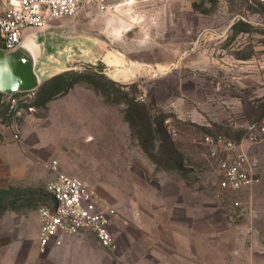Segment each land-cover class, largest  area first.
I'll list each match as a JSON object with an SVG mask.
<instances>
[{
	"label": "rangeland",
	"instance_id": "rangeland-1",
	"mask_svg": "<svg viewBox=\"0 0 264 264\" xmlns=\"http://www.w3.org/2000/svg\"><path fill=\"white\" fill-rule=\"evenodd\" d=\"M110 4L38 30L61 27L50 36L47 76L64 60L77 72L69 79L89 81L46 100L56 84L45 79L34 89L36 112L0 119L20 130L40 164L34 189L0 181V264H228L237 246L264 248V133L252 144L247 129L264 117V0ZM146 117L171 120L170 157L157 135L155 157L143 150ZM206 135L243 142L260 182L221 189ZM54 160L113 207L115 251L90 233L38 251V209L52 201ZM155 207L167 221L158 237L142 232V210Z\"/></svg>",
	"mask_w": 264,
	"mask_h": 264
},
{
	"label": "built area",
	"instance_id": "built-area-1",
	"mask_svg": "<svg viewBox=\"0 0 264 264\" xmlns=\"http://www.w3.org/2000/svg\"><path fill=\"white\" fill-rule=\"evenodd\" d=\"M110 5V0H0V50H15L30 29H44L54 20L76 17L93 8L106 11ZM35 98L34 89L10 93L0 90V119L5 113L22 116L36 112ZM164 124L170 133L175 131L169 118ZM247 129L252 144L259 143L257 133H264V117L250 123ZM16 130L13 137L20 140V130ZM204 143L209 147V158L215 162L213 167L221 189L239 190L260 182L258 159L243 142L206 135ZM48 166L56 174L47 184L51 203L38 209L39 251L46 253L50 247L61 246L66 236L86 232L95 235L108 250L115 251L117 245L111 229L113 207L105 205L81 178L59 170L56 160Z\"/></svg>",
	"mask_w": 264,
	"mask_h": 264
},
{
	"label": "crops",
	"instance_id": "crops-1",
	"mask_svg": "<svg viewBox=\"0 0 264 264\" xmlns=\"http://www.w3.org/2000/svg\"><path fill=\"white\" fill-rule=\"evenodd\" d=\"M54 21L62 22V20H54ZM53 25L55 27H53V29L48 28V30L57 32L56 30L57 28L61 29L60 26L56 24H53ZM38 30L39 29H30L26 32V34L29 32L38 31ZM59 62H60V66H58L56 70H54V72H51L49 74L50 76L48 77L47 76L48 68H47V62H46V57H45L44 61L42 62V69L44 72L45 79H48L51 76L59 72L67 70L68 68L70 69V67H68V65L65 64L64 60H60ZM110 78H112L113 80H116L114 77H110ZM13 135H14L13 132H11L9 128L0 126V181L13 183V184H16L17 186H20L21 188L26 187L28 190L30 187L34 189L36 187L35 186L36 182H38L39 180L38 174L40 171H38L37 169V168H40V164L38 162L39 159H36L34 149L30 148L29 144L27 143V140L24 139L25 136H23L22 133H21L20 140H16L13 137ZM83 181L85 182V180ZM162 202L164 203L163 199H162ZM170 214L171 216H173V214L174 216H177L178 214L177 207L174 211L171 207ZM147 215L149 216V219H147ZM159 216L160 214L158 213L157 207H155L154 210H152L151 208L142 210V232H145L146 234L148 233L149 235H152L154 237H158L160 231L164 230L163 226L165 228V225H163V222L165 223L167 222L165 219L162 222ZM38 219H39V213H38ZM151 221L154 222V225L151 223ZM38 225L39 226L37 230L34 232V234L37 236H38L39 229H40V219H39ZM170 226H172V224ZM175 231H177V229H175ZM215 232H220V231L214 230L212 231V234L210 236L215 234ZM86 233L92 234L91 232H86ZM68 236H76V235H68ZM68 236H66V238ZM57 247H60V246H57ZM52 248H56V247H50L49 250ZM37 249L39 251L38 244H37ZM230 254H233L232 256L233 260H229L228 257L225 258V261L228 264H264V248H258L254 246H248L244 248L242 246H237L233 249V251Z\"/></svg>",
	"mask_w": 264,
	"mask_h": 264
},
{
	"label": "water",
	"instance_id": "water-1",
	"mask_svg": "<svg viewBox=\"0 0 264 264\" xmlns=\"http://www.w3.org/2000/svg\"><path fill=\"white\" fill-rule=\"evenodd\" d=\"M40 31L27 33L21 44L13 51L0 50V90L14 92L33 90L45 80L42 62L49 50V42L42 45L35 35Z\"/></svg>",
	"mask_w": 264,
	"mask_h": 264
},
{
	"label": "trees",
	"instance_id": "trees-1",
	"mask_svg": "<svg viewBox=\"0 0 264 264\" xmlns=\"http://www.w3.org/2000/svg\"><path fill=\"white\" fill-rule=\"evenodd\" d=\"M71 73H77V72H74L73 69H70V70L59 72L47 79V81L43 85H45L46 83L56 84V85H53L52 86L53 88H51L47 92L46 100L52 99L58 92L68 90L74 85V83H76L79 80L89 81V79L87 78L84 79V77L81 74L79 75V77H76L74 79H69L67 76L70 75ZM90 82H93V81H90ZM34 103H35V100H34ZM164 120L165 118L163 119L160 117L156 118L155 121L150 120L149 117H146V119H142V131L144 132V134L146 133L148 135V139H149L147 141L145 138L142 137V148L151 158L155 157L156 145L154 144V141L156 140V135L160 136V139L163 141V145H161L162 149L165 150L166 152L167 150L169 151L168 152L169 157L171 156L170 150L172 152L175 151L172 148V140L168 134V130L166 129L164 125ZM168 162L173 164L171 166L172 169H175L178 167V159L175 160L172 158H168Z\"/></svg>",
	"mask_w": 264,
	"mask_h": 264
},
{
	"label": "bare ground",
	"instance_id": "bare-ground-1",
	"mask_svg": "<svg viewBox=\"0 0 264 264\" xmlns=\"http://www.w3.org/2000/svg\"><path fill=\"white\" fill-rule=\"evenodd\" d=\"M54 33V31L52 30H47V31H43L41 33H38L37 35H35L37 41L41 42L42 45L46 44L49 42L50 40V36Z\"/></svg>",
	"mask_w": 264,
	"mask_h": 264
}]
</instances>
